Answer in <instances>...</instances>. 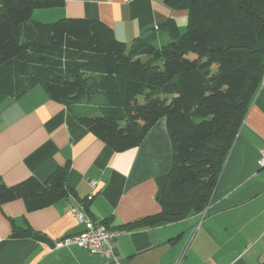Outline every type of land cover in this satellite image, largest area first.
Here are the masks:
<instances>
[{
    "label": "trees",
    "instance_id": "16d2710c",
    "mask_svg": "<svg viewBox=\"0 0 264 264\" xmlns=\"http://www.w3.org/2000/svg\"><path fill=\"white\" fill-rule=\"evenodd\" d=\"M164 4L187 11L185 31L168 19L157 27L164 42L153 31L127 45L99 21L31 18L64 0H0V102L36 85L70 110L99 101L95 114L74 115L115 152L138 145L165 118L173 159L159 216L172 220L209 203L264 78V0ZM68 168L57 167L44 183L29 177L6 185L0 177V205L54 203L68 192Z\"/></svg>",
    "mask_w": 264,
    "mask_h": 264
},
{
    "label": "crops",
    "instance_id": "0c3cea01",
    "mask_svg": "<svg viewBox=\"0 0 264 264\" xmlns=\"http://www.w3.org/2000/svg\"><path fill=\"white\" fill-rule=\"evenodd\" d=\"M67 17L99 21L127 45L153 31L164 42L157 27L168 19L179 32L187 25V11L164 0H64L31 15L39 21ZM75 108L86 110L83 104ZM74 114L38 85L0 102V177L6 185L29 177L44 183L69 163L64 197L40 209L24 198L0 205V264H264V168L257 163L264 149V78L209 203L172 220L159 216L173 159L165 118L138 145L115 152ZM71 206L121 231L117 262L76 245L55 247L83 228ZM15 230L27 235L13 236Z\"/></svg>",
    "mask_w": 264,
    "mask_h": 264
},
{
    "label": "built area",
    "instance_id": "2783aa9c",
    "mask_svg": "<svg viewBox=\"0 0 264 264\" xmlns=\"http://www.w3.org/2000/svg\"><path fill=\"white\" fill-rule=\"evenodd\" d=\"M257 163L259 167L264 168V149L260 150ZM69 212L83 225V228L77 233L57 240L55 247L76 245L91 254H98L109 261L117 262L115 256V238L121 231L107 228L105 224L93 220L78 207L71 206Z\"/></svg>",
    "mask_w": 264,
    "mask_h": 264
},
{
    "label": "rangeland",
    "instance_id": "374dc122",
    "mask_svg": "<svg viewBox=\"0 0 264 264\" xmlns=\"http://www.w3.org/2000/svg\"><path fill=\"white\" fill-rule=\"evenodd\" d=\"M101 102H94V103H87V104H83L84 107H86V110L85 109H76L75 106L73 107V111L76 113V114H81L83 111H86V113L88 112V114H95L97 112V106L100 104Z\"/></svg>",
    "mask_w": 264,
    "mask_h": 264
}]
</instances>
